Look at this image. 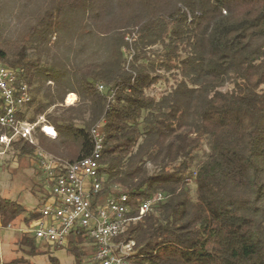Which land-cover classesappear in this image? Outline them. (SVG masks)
Returning <instances> with one entry per match:
<instances>
[{"label":"trees","instance_id":"trees-1","mask_svg":"<svg viewBox=\"0 0 264 264\" xmlns=\"http://www.w3.org/2000/svg\"><path fill=\"white\" fill-rule=\"evenodd\" d=\"M46 2L26 40L0 45V63L22 70L30 88L18 118H42L56 136L37 126L38 148L21 138L10 147L74 163L90 155L102 123L95 206L124 194L133 219L163 195L117 238L134 243L129 264H264V0ZM71 93L78 101L65 107ZM25 213L0 199L1 228ZM27 215V224L40 218ZM86 235L70 236L75 264L88 256ZM17 244L44 254L25 235Z\"/></svg>","mask_w":264,"mask_h":264},{"label":"built area","instance_id":"built-area-1","mask_svg":"<svg viewBox=\"0 0 264 264\" xmlns=\"http://www.w3.org/2000/svg\"><path fill=\"white\" fill-rule=\"evenodd\" d=\"M15 70L0 63V144L7 149L14 139L21 138L34 145L36 124L18 118L31 102L29 86ZM103 91V87H98ZM51 136V138H54ZM92 151L89 156L74 163H66L37 149L32 163L43 174L47 190L46 201L38 211L40 218L30 225L27 233L44 245L65 248L72 233L83 230L92 241L91 264H129L134 254V243L118 242L130 221L140 219L163 200L160 193L141 202L138 217L130 219L128 197L115 193L95 206L102 190L99 173L104 136L102 123L90 131ZM4 154L0 152V155Z\"/></svg>","mask_w":264,"mask_h":264},{"label":"rangeland","instance_id":"rangeland-1","mask_svg":"<svg viewBox=\"0 0 264 264\" xmlns=\"http://www.w3.org/2000/svg\"><path fill=\"white\" fill-rule=\"evenodd\" d=\"M46 4V0H0V45L3 46L4 44L26 40L37 17L45 10ZM125 40L130 44L132 42L128 38ZM54 42V39H52V49ZM171 84V81L168 84L159 83L151 89L150 94L159 96L162 92L168 90ZM77 101L74 104L66 105L64 100V106H73ZM26 110L27 108L23 110V114ZM52 110L53 108L49 111ZM43 121L42 118H39L36 125L40 127V131L45 136L51 138L44 133L43 129L45 126L41 127ZM51 129L55 134V130ZM34 141L35 144L33 146L37 147L35 138ZM3 151L4 154L0 155V199H7L20 204L25 208L26 213L20 216L9 228L3 229L0 227V264H5L16 259H24L32 264H50L51 257L58 264H75L74 257L66 249L69 244L65 248H57L38 243L39 250L44 254L37 257L28 256L26 254L28 248L17 244V241L23 235L29 239H33L27 233L33 222L27 224L26 217H28V213L38 212L42 208L48 193L43 175L39 172L36 164L32 163L34 156H22L19 154V151L12 149L10 146L4 149V146L0 144V152ZM190 190L193 194L195 190L194 185L190 184ZM84 241L83 247L88 256L83 262L84 264H91V254H93L92 242L87 238Z\"/></svg>","mask_w":264,"mask_h":264},{"label":"crops","instance_id":"crops-1","mask_svg":"<svg viewBox=\"0 0 264 264\" xmlns=\"http://www.w3.org/2000/svg\"><path fill=\"white\" fill-rule=\"evenodd\" d=\"M74 97V99H72L71 97ZM77 101V96L74 93L68 94L65 98V104H74ZM48 127V126H45ZM51 137V136H50Z\"/></svg>","mask_w":264,"mask_h":264},{"label":"bare ground","instance_id":"bare-ground-1","mask_svg":"<svg viewBox=\"0 0 264 264\" xmlns=\"http://www.w3.org/2000/svg\"><path fill=\"white\" fill-rule=\"evenodd\" d=\"M71 98L74 99L73 96ZM43 131L48 136H54V131L50 127H44Z\"/></svg>","mask_w":264,"mask_h":264}]
</instances>
